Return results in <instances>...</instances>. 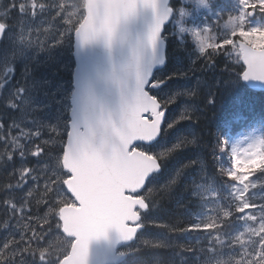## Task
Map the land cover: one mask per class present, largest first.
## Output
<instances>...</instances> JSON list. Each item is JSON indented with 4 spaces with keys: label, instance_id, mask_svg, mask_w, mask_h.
Returning a JSON list of instances; mask_svg holds the SVG:
<instances>
[{
    "label": "water",
    "instance_id": "water-1",
    "mask_svg": "<svg viewBox=\"0 0 264 264\" xmlns=\"http://www.w3.org/2000/svg\"><path fill=\"white\" fill-rule=\"evenodd\" d=\"M169 1L86 0V17L74 36L72 120L63 157L73 175L67 188L80 207L61 211L64 233L76 237L62 264H119L126 255L117 249L141 228L134 226L140 221L135 210L147 204L127 193L142 191L161 168L156 159L130 152L129 145L151 144L160 136L163 116H156L159 106L143 85L165 62L161 32L171 17ZM3 31L0 24V39ZM239 45L243 80L263 89L264 73H253L245 55L251 48ZM150 111L153 121L143 118Z\"/></svg>",
    "mask_w": 264,
    "mask_h": 264
},
{
    "label": "rangeland",
    "instance_id": "rangeland-1",
    "mask_svg": "<svg viewBox=\"0 0 264 264\" xmlns=\"http://www.w3.org/2000/svg\"><path fill=\"white\" fill-rule=\"evenodd\" d=\"M12 1L16 2L15 7L18 15L12 25L13 28L7 33L5 44L0 49V91L6 95L11 106L17 110V112H10V114L11 121L16 122L19 130L17 137L24 140L21 150L18 152V160L20 161L18 164L21 167V172L25 168L32 170L25 178L29 180L35 178L36 183L35 185L31 183L28 185V188L33 190V194L24 196L20 192L17 201L10 205V209L20 216L24 212H29L30 209L40 211L41 217L39 213L38 217L42 223V228L37 227L32 230L34 224L29 217L22 222L18 220L13 225H8L7 234L11 239L14 237L21 241L23 237L20 231L23 230L26 233L24 244L27 250L13 249L11 255L16 254L18 259L11 263V257H6L3 258V262H8L7 264H58L69 253L73 239L62 234L61 225L56 226L54 229L43 228V225L48 219L54 217L56 204H60V206L74 204V200L64 187V180L68 177V174L61 167L62 152H55L51 148L63 146L64 142H61L57 135L67 134L68 132L69 98L72 91V79L68 75L72 73L74 66L70 37L75 25L84 16V0ZM182 1L194 6V13L190 15L197 14L207 7L201 0ZM246 16L247 14L243 10L242 15L233 21L232 24H236L238 21L237 24L239 25L234 31L240 32L243 30L242 26ZM1 18L2 20L8 18L7 13L2 9H0V20ZM182 18H184L183 10L181 17L174 21V25L179 26L183 32H186L180 25ZM254 28H256V25H253L251 29ZM193 30L196 34H199L200 26L195 25ZM231 31L230 29L226 30L228 40ZM245 38L250 39V43L254 45L255 41H253L252 33L246 35ZM202 48L203 45L186 51L184 54L185 60L183 57L174 55L172 72L180 71L181 75H185V71L190 69L200 56ZM17 63L24 67H32L33 70H35V66L41 64H45L47 67L43 72L30 76L28 71L24 74L23 67L17 79L13 80ZM51 63L58 69L52 70ZM170 71L171 69L160 72L161 76L158 75V79L160 80V77H162V80H165L170 77ZM22 74H24V78L21 77ZM206 76L204 75L205 79ZM209 76L212 77L213 74ZM204 77H196L183 85L174 84L167 89H160L156 95L163 100H172L181 92H189L190 95L197 89L196 84L198 87L202 86ZM207 81L210 82V80ZM213 83L217 88L219 86L224 87L229 83V80L222 83L219 79ZM218 92L219 94H216L217 99H220L223 93L226 96L229 94L223 88ZM207 94L209 95V93ZM199 96L198 93L197 97ZM196 103L198 104V101ZM186 110V106H181L177 113L169 117L168 121L173 123ZM51 133L55 136L53 137ZM180 135L182 136L183 133ZM181 136H176V138L171 136L165 143L163 142L154 149L148 150H154L159 155H164L173 147L179 145ZM37 139L41 144L48 145V149L46 150L39 142H36ZM262 146L263 140L258 132L252 131L239 135L234 139L231 147L232 160L237 155L242 157L255 155V159L248 160L246 165L255 164L260 161ZM37 149L43 150V155L39 158L31 156V153ZM21 154L27 158L19 157ZM173 165L171 164L166 168L168 171L167 183L174 181L179 172ZM256 182L255 179L250 181L242 192L237 190V184L234 187L231 194L234 203L239 204L240 201H243L245 205L250 204L252 211L244 212V221L233 234L224 237L209 235L204 239L205 247L208 250V254L204 259L206 264H264V261L258 259L264 256V235H262L264 233V221L258 219L264 216V211L256 204L258 198L263 199L264 190L260 187H254ZM214 185L215 183L210 181L201 184L197 189L196 194L200 197L202 205V211L196 214L197 223L210 222L218 216L229 213L230 201L227 200L228 207L221 205ZM42 193L44 195H41ZM0 195H2V192H0ZM1 200L3 201V199ZM38 201H47L48 204L41 206ZM147 220L153 222L162 219L158 213H154L148 216ZM176 240L178 239L169 238V236L162 233L153 234L146 231L141 233L138 243L136 242L133 248L138 247L140 244L169 245ZM166 258H168V262H175L177 256L168 255ZM141 260L158 264L162 259L158 256L144 257L140 260L133 258L130 263ZM180 262L183 263L181 260Z\"/></svg>",
    "mask_w": 264,
    "mask_h": 264
},
{
    "label": "trees",
    "instance_id": "trees-1",
    "mask_svg": "<svg viewBox=\"0 0 264 264\" xmlns=\"http://www.w3.org/2000/svg\"><path fill=\"white\" fill-rule=\"evenodd\" d=\"M1 1V0H0ZM4 10L11 13V10L7 4H1ZM10 23V20L8 21ZM218 55H212L214 63H208L210 69L206 70V79L210 80V88L200 93L199 97H195L194 100L198 101V104L192 105L199 108V112L191 113L188 115L192 118L181 119L178 124L168 130L164 134V138L174 136L180 137V145L170 153V155L162 160L164 167L167 168V164L175 166L179 170L176 179L173 183H166L156 194L150 193L148 198L151 205V213H158L161 219H164L162 223L152 222L147 226L148 231L154 233H162L169 235L172 238H177L174 244L170 245L169 249L166 246H146L140 250H146L149 255L147 257L158 256L160 259L168 262V255L172 256L176 250H181L185 254H191L190 258H187L185 262L181 263L180 258L177 256L174 264H202L199 261L201 250H199L197 240L190 241L185 245L181 239L187 236L196 239L202 232H222L229 233L234 231L240 221L236 219L238 206L233 205V215L230 217H223V219H216L213 223H206L205 225H195L191 219V215L198 212L199 206L197 198L194 196V191L200 180L205 178L204 170H206L215 178L218 188L220 186L225 189H230L235 181L228 178L229 173V138L225 135L227 131H230L232 125L236 123L237 126L248 119V100L252 102V113L249 116V121L258 122L264 116V92H250L252 96L250 98H244L243 91L239 92L238 99L234 92L228 94V96L222 94L220 99H217L216 94H219L217 86L213 83L215 80L221 79V75H236L240 69L236 68L230 73H222L229 65L226 63L223 57L222 50ZM215 53V51H213ZM213 76H209L212 75ZM216 78V79H215ZM215 94H213V92ZM209 93V95L207 94ZM247 96V92H245ZM210 98H214V103H210ZM239 102H242L239 104ZM238 106V107H237ZM5 111L14 112L8 105V100L0 93V192L2 196L5 194L12 197L17 194L15 185L18 181L17 165L13 164L16 161L17 155L13 157L12 162L9 161L10 144L12 138L10 136L12 129V121L6 119L4 116ZM186 118L185 116H183ZM251 117H253L251 119ZM259 127L264 132V121L258 123ZM236 126V127H237ZM235 127V128H236ZM220 138H224L228 142V151L218 152L217 141ZM189 156V158H187ZM264 165V163L262 164ZM10 166V168H9ZM204 168V169H205ZM9 172H8V170ZM165 170V169H164ZM166 170L163 175L166 174ZM264 178V172L257 173ZM162 175V176H163ZM165 176V175H164ZM12 185V190L6 191V186ZM14 197L12 199H14ZM224 204V203H223ZM0 242L4 239V243L13 244L9 238H2L1 226L4 225L5 220L11 221L9 212L3 207V202L0 197ZM30 220L34 222L36 227L40 226V220L38 217H30ZM188 225L196 227H206V231H188ZM42 226V225H41ZM170 251V252H169ZM8 249L0 247V260L7 256ZM138 256V251L135 253ZM141 259V258H140ZM166 259V260H165ZM179 259V260H178ZM137 264V263H136ZM138 264H151L148 262H140Z\"/></svg>",
    "mask_w": 264,
    "mask_h": 264
},
{
    "label": "snow or ice",
    "instance_id": "snow-or-ice-1",
    "mask_svg": "<svg viewBox=\"0 0 264 264\" xmlns=\"http://www.w3.org/2000/svg\"><path fill=\"white\" fill-rule=\"evenodd\" d=\"M241 8L245 11L246 14L250 13L251 15L255 16L257 14V11H259L260 16L264 17V0H242ZM158 30L162 31V29H158ZM253 31L254 32H260V31H264V29L254 28ZM246 35H250L249 30L247 28L243 29L240 32L235 33L234 35H232L231 39L234 42L237 39H244V37ZM152 39H153V42H155V32L153 33ZM217 43L219 44V48L216 49L215 53H213V50L211 48H209L207 50V52L205 53L206 56L218 55L221 53V51H220L221 49H227V48L231 47V43H225L222 39H218ZM245 55L248 57L250 70L253 73H264V54H261L257 50V48L254 47L251 50H245ZM151 59H154V57H152ZM150 62H151V60H150ZM162 62H163V59H161L159 61V63H162ZM210 63H214V59H211ZM243 75H244V73L242 71L241 76H243ZM159 83H160V81H153L150 79V76H149L148 82L145 83L143 85V87L147 91V93L151 96L152 94L150 93L149 89L151 87L157 86ZM239 86H240V84L237 82L236 87H239ZM158 100L159 99L157 98V101ZM209 102L214 103V98H210ZM161 107L163 108V114H164L166 111V108L163 105H161ZM148 118H149L148 114L145 113L144 119L147 120ZM187 118L191 119L192 117L188 116ZM171 126L172 125L169 124V127H171ZM217 143H218V148H217L218 152L222 153V152L228 151V142L226 139L220 138L217 141ZM129 148L131 149L132 145H129ZM41 155H43L42 149L34 150L31 153V156L38 157V158ZM19 157L25 158V159L27 158L23 154H21ZM253 159H255V155H249L248 157H242V156L237 155L232 160V164L236 165L237 167H233L232 164L229 165L230 170L228 173V178L236 182V184L238 185V189H237L238 191L242 192V190L249 184V182L254 180L257 173L264 172V165H261L260 167L249 166V167H247V170L243 173L238 171V168H244L247 164V161L253 160ZM30 171H32V170L25 168L23 170V172H21L18 176V180H21L22 182H18L15 185V190L23 193L24 196H31L33 194V190L29 189L28 185L30 183L35 185V183H36L35 178H33L32 180L25 178V177H27V175L29 174ZM12 187H13L12 185L6 186V191L12 190ZM26 189H27V191H25ZM41 195H44V193H42ZM38 203H40L41 206H46L48 204L47 201H43V202L38 201ZM77 203H79V201H77ZM239 205L240 206L237 208V214H239V215H242L244 212H247V211H252L250 204L245 205L243 201H240ZM5 207H8V205L5 204ZM260 209L262 211H264V205H261ZM146 210H147V207H144L143 211H146ZM258 219L260 221H264V216H261ZM187 230L188 231H206L207 228L188 225ZM262 235H264V233H262ZM257 239H259V237H257ZM0 247H2L3 249H8L10 247V243H4L3 245H0ZM148 255H149V253L146 250L138 249V258L142 259L144 257H147ZM11 259L14 261L15 257L13 256V257H11ZM258 259L264 261V256L259 257Z\"/></svg>",
    "mask_w": 264,
    "mask_h": 264
},
{
    "label": "bare ground",
    "instance_id": "bare-ground-1",
    "mask_svg": "<svg viewBox=\"0 0 264 264\" xmlns=\"http://www.w3.org/2000/svg\"><path fill=\"white\" fill-rule=\"evenodd\" d=\"M177 112V110L175 109V110H173V113H176ZM4 116L6 117V119H10V121H11V114H10V112H7V111H5V113H4ZM13 160V159H12ZM12 160H9V161H11L12 162ZM13 164H18V161L16 160V161H13ZM9 168H10V166H9ZM166 264H174V262H168V263H166Z\"/></svg>",
    "mask_w": 264,
    "mask_h": 264
}]
</instances>
